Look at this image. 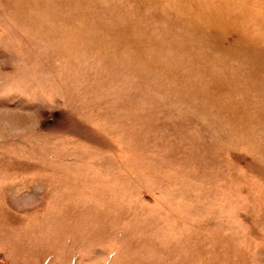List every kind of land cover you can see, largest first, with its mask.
I'll list each match as a JSON object with an SVG mask.
<instances>
[{
  "label": "rangeland",
  "instance_id": "obj_1",
  "mask_svg": "<svg viewBox=\"0 0 264 264\" xmlns=\"http://www.w3.org/2000/svg\"><path fill=\"white\" fill-rule=\"evenodd\" d=\"M0 264H264V0H0Z\"/></svg>",
  "mask_w": 264,
  "mask_h": 264
}]
</instances>
